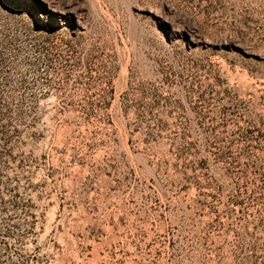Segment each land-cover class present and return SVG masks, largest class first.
Masks as SVG:
<instances>
[{
    "label": "rangeland",
    "instance_id": "1",
    "mask_svg": "<svg viewBox=\"0 0 264 264\" xmlns=\"http://www.w3.org/2000/svg\"><path fill=\"white\" fill-rule=\"evenodd\" d=\"M46 1L0 0V264H264V0Z\"/></svg>",
    "mask_w": 264,
    "mask_h": 264
},
{
    "label": "bare ground",
    "instance_id": "2",
    "mask_svg": "<svg viewBox=\"0 0 264 264\" xmlns=\"http://www.w3.org/2000/svg\"><path fill=\"white\" fill-rule=\"evenodd\" d=\"M45 1V3H47V5H48V9L51 11V12H53V13H55L56 12V10L55 9H53L52 7H51V4L49 3V2H47L46 0H44ZM52 3V2H51ZM46 5V4H45ZM56 8V7H55Z\"/></svg>",
    "mask_w": 264,
    "mask_h": 264
}]
</instances>
